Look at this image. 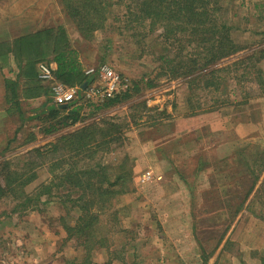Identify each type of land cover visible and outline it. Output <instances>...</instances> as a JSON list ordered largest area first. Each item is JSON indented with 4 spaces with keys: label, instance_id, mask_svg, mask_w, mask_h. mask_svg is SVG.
Listing matches in <instances>:
<instances>
[{
    "label": "rangeland",
    "instance_id": "rangeland-1",
    "mask_svg": "<svg viewBox=\"0 0 264 264\" xmlns=\"http://www.w3.org/2000/svg\"><path fill=\"white\" fill-rule=\"evenodd\" d=\"M221 15L243 49L210 66L219 71L208 74V68L190 84V76H170L161 66L163 45L156 33L142 38L135 30L118 31L122 24L110 19L112 25L86 41L61 0H0L2 51L31 30L65 27L85 69L109 64L127 78L123 91L133 95L102 113L126 127L122 142L98 160L112 165L128 157L132 179L105 210L92 209L99 216L97 233L108 244L91 252V264H264V166L259 172L255 166L259 177L242 202L243 195H234L236 181L256 175L240 177L231 168L234 162L245 171L264 151V57L252 65L264 54V0H224ZM252 54V61H239ZM17 71L14 62L0 60V169L10 162L12 170H29L35 160L39 166L31 171L37 178L26 187L31 192L51 173L47 161L30 151L82 124L46 135L43 122L30 118L43 98L23 101L25 118L9 110L4 79ZM135 86L138 92L131 90ZM89 105L85 122L94 118ZM16 203L0 199V264L82 262L85 250L65 228L78 221V206L64 197L14 210Z\"/></svg>",
    "mask_w": 264,
    "mask_h": 264
},
{
    "label": "trees",
    "instance_id": "trees-1",
    "mask_svg": "<svg viewBox=\"0 0 264 264\" xmlns=\"http://www.w3.org/2000/svg\"><path fill=\"white\" fill-rule=\"evenodd\" d=\"M61 1L82 40H92L97 31H104L108 25H112L109 23L110 19L122 24L115 26L118 31L135 30L137 34H142V38L156 33L154 38L163 45L157 60L162 67L168 69L170 76H190V84L202 78L206 72L204 70L211 65L243 49L232 37V24L221 15L224 0ZM119 7H122V11L116 9ZM145 27L147 30L143 31ZM2 49L0 60L5 64L13 60L18 69L15 77L4 79V97L10 105L9 110L14 108L19 116L25 118L23 101L43 98L39 111L30 116L43 122V133L52 135L78 123L82 125L62 133L45 148L36 147L30 151L37 155V159L42 157L47 161L46 165L51 173L48 181L42 182L31 192H27L26 187L37 178V173L31 170L39 164L34 160L35 166H30L29 170L17 171L10 169V162L3 163L0 169V199L12 198L17 202L14 210L31 204L37 206L43 200L48 201L54 197H64L78 206L81 212L78 221L75 225L65 224V228L71 236L77 237L78 246L85 250L81 263L91 264V252L108 244V239L97 233L99 216L92 209L98 207L105 210L114 196L127 191L132 179L128 157L112 165L98 160L104 153L111 152L115 143L122 142L126 127L114 115L102 113L131 99L133 95L127 89L103 102L89 103L93 107L91 117L94 118L87 122L85 110L89 108V104H84L81 100L67 106L54 103L49 82L39 77V63H55L54 76L57 81L66 85L83 86L85 82L92 83L94 80L92 76L86 75L79 49L74 46L65 27H45L19 35L9 41L4 51ZM263 57L264 54L258 58L252 54L239 61H252L255 58L252 61L255 66ZM220 69L221 67H212L208 74ZM148 81L147 86H154L151 80ZM211 83L215 84V81L212 79ZM131 90L138 92L136 90L139 89L135 86ZM99 113L102 115H98ZM258 153L261 156L255 157L254 165L245 171L236 170L238 164L232 162L234 173L237 171L236 175L242 177L249 171L254 175L261 171L264 166V151ZM239 155L242 156V151ZM258 177L259 175L254 176L249 182L246 178L236 181L234 195H243L240 197L241 202L253 190ZM228 194L233 195L232 192H227ZM237 209L236 205L233 213ZM71 263L81 264L74 261Z\"/></svg>",
    "mask_w": 264,
    "mask_h": 264
},
{
    "label": "built area",
    "instance_id": "built-area-1",
    "mask_svg": "<svg viewBox=\"0 0 264 264\" xmlns=\"http://www.w3.org/2000/svg\"><path fill=\"white\" fill-rule=\"evenodd\" d=\"M39 77L51 84V97L57 105H65L86 98L92 102H103L114 97L128 87L127 78L123 77L109 64L88 67L85 73L93 77V82L83 87L81 85H66L56 80L53 63L41 62L38 66ZM147 177L151 176L148 172Z\"/></svg>",
    "mask_w": 264,
    "mask_h": 264
},
{
    "label": "crops",
    "instance_id": "crops-1",
    "mask_svg": "<svg viewBox=\"0 0 264 264\" xmlns=\"http://www.w3.org/2000/svg\"><path fill=\"white\" fill-rule=\"evenodd\" d=\"M38 30V29H37ZM34 31H36V30H31V31H29V32H34ZM12 62H13V60H12ZM11 63V62H10ZM54 64V66L56 67V64L55 63H53ZM18 72V71H17ZM50 84V83H49ZM51 85V84H50Z\"/></svg>",
    "mask_w": 264,
    "mask_h": 264
},
{
    "label": "water",
    "instance_id": "water-1",
    "mask_svg": "<svg viewBox=\"0 0 264 264\" xmlns=\"http://www.w3.org/2000/svg\"><path fill=\"white\" fill-rule=\"evenodd\" d=\"M87 84H88V82H85L84 85H83V87H85ZM60 106H67V104H65V105H60Z\"/></svg>",
    "mask_w": 264,
    "mask_h": 264
}]
</instances>
